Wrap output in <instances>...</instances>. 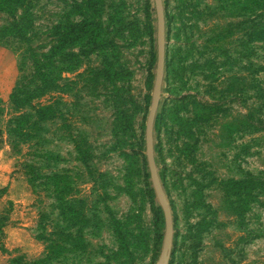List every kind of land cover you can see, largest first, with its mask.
<instances>
[{"label":"rangeland","instance_id":"1","mask_svg":"<svg viewBox=\"0 0 264 264\" xmlns=\"http://www.w3.org/2000/svg\"><path fill=\"white\" fill-rule=\"evenodd\" d=\"M81 2L25 0L26 37L0 41L4 127L17 82L35 80L34 57L40 87L39 118L24 109L34 136L0 135V264L46 253L40 216L43 234L59 240L65 230L79 246L54 264H264V70L254 72L264 67V44L250 51L248 0H161L157 184L145 140L155 0H102L95 14L75 10ZM82 14L104 37L82 40L79 50L73 24ZM11 22L0 11V28ZM183 95L214 104L215 113L193 116Z\"/></svg>","mask_w":264,"mask_h":264},{"label":"trees","instance_id":"2","mask_svg":"<svg viewBox=\"0 0 264 264\" xmlns=\"http://www.w3.org/2000/svg\"><path fill=\"white\" fill-rule=\"evenodd\" d=\"M24 3L25 0H0V9H3L0 11L6 12L12 19V22L9 25L2 26L0 28V41L8 37L17 39L26 37L29 28H31V23L24 20V15L21 14L24 12ZM101 4L102 0H82L80 4L74 3V6L75 10L76 8L79 10L80 8H83L84 11L95 14L98 13L97 8H99ZM247 4L249 17L247 21L246 38L248 40L247 43L250 44V51L255 52L254 45L256 43L264 44V0H248ZM19 11L21 14H19L20 16L17 15ZM84 14H82L84 18L73 24L76 28L75 35H73V43H80L79 50H84V48H86L85 44L93 45L94 39L99 40L104 37V35H102L101 24L98 21L94 22L91 17H85ZM64 26L65 25L63 24V27ZM88 37H90L92 41L83 44L81 41L87 39ZM21 41H23V39ZM26 55L27 53L22 51L20 54L21 60H25ZM72 57L77 58L76 55H73ZM33 59V64L35 65V84L33 85V88H31V84H33L34 81L30 79L31 82L29 87V83H25L27 78H25V81L24 79L23 81L21 79V81L17 82V85L10 96V105L12 107L13 115L7 120L6 127H4L5 124L3 121V102L0 98V135L6 132L8 137L10 136L13 140L20 142L26 141L34 136L33 131L30 130L27 124H25V120L31 118L32 116L24 112V109L27 108L32 111L35 119L40 116V106L39 103L36 102L40 96V87L36 84V75L38 71L37 65L39 64V60L37 57H34ZM262 70H264L263 66H257V70L254 72L258 73ZM192 98L193 97L190 95H183L179 102H181L183 109H186L189 105L193 107V110L196 113H192L193 116L195 115L196 117H199L204 114L210 117L215 113L216 110L214 104L199 101L189 102ZM186 121L189 122V119ZM250 121H252V119H250ZM31 181L34 182L35 180ZM42 220L43 218L40 216L37 225V238L40 241L47 243L46 253L42 257L30 261L24 256H18L9 260L8 264H54L56 262L58 263L60 253L66 251L68 247L73 249L79 248V246H71L69 243L71 236L69 235V232H66L65 230L61 231V235L59 234L63 241L61 239L55 240V234L53 232H49L47 234L48 237L43 234L44 231H46V227ZM0 231L2 230L0 229ZM81 248L83 247H80V249Z\"/></svg>","mask_w":264,"mask_h":264},{"label":"water","instance_id":"3","mask_svg":"<svg viewBox=\"0 0 264 264\" xmlns=\"http://www.w3.org/2000/svg\"><path fill=\"white\" fill-rule=\"evenodd\" d=\"M156 11H157V32H158V60H157V71L154 84V92L152 96V102L146 123V148H147V161L150 168L151 176L154 182L157 184V174L153 160L152 150V127L154 116L157 110L158 97L161 89L163 70H164V14L161 0H155ZM167 222H168V233H170V216L166 210Z\"/></svg>","mask_w":264,"mask_h":264}]
</instances>
